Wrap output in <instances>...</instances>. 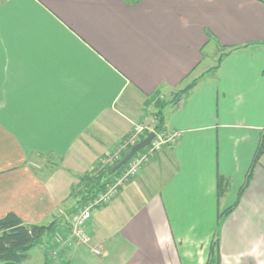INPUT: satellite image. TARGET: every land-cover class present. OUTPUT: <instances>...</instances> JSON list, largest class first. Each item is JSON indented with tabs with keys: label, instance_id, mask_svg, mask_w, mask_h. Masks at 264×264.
<instances>
[{
	"label": "crops",
	"instance_id": "1",
	"mask_svg": "<svg viewBox=\"0 0 264 264\" xmlns=\"http://www.w3.org/2000/svg\"><path fill=\"white\" fill-rule=\"evenodd\" d=\"M206 31L216 52L237 46L216 69L201 67ZM155 92L163 130L181 135L93 209L98 263L205 264L218 230L221 264H264V152L219 216L264 132L259 0H0V217L52 224L45 256L95 255L68 239L65 217L87 194L82 178L157 110Z\"/></svg>",
	"mask_w": 264,
	"mask_h": 264
},
{
	"label": "trees",
	"instance_id": "2",
	"mask_svg": "<svg viewBox=\"0 0 264 264\" xmlns=\"http://www.w3.org/2000/svg\"><path fill=\"white\" fill-rule=\"evenodd\" d=\"M264 3V0H259ZM208 39L214 38V35L209 31H206ZM237 46H231L226 50L223 46L220 49H223L219 52L217 57V64L213 66V69L217 68L219 61L223 58L224 55L231 52ZM198 78H192L188 80L179 90L174 93V98L172 102L177 101L181 96L186 95L188 91L197 83ZM158 92L152 94L150 98H155V103L157 104V110L155 115L157 117V130H163V101L156 98ZM131 146L121 152V155L117 160L111 163V165L104 170H101L96 177H84L82 178L85 183H87V194L85 195L84 200L89 196L93 195L98 190L103 189L110 182L107 181L109 177L115 175L120 168L116 171L111 172L112 166L117 163L129 150ZM264 152V132L261 134L258 145L255 149L251 164L246 173L245 180L240 186L237 194V199L230 206L225 208L219 216L229 214L234 207L237 205L240 195L242 194L245 187L248 185L251 178V170L253 165L258 161L260 155ZM221 182L218 183V194L222 192ZM52 229V224H25L22 219L13 212H8L5 215L0 217V264H22V262L28 257V250L32 247L39 245L42 242L44 235H46ZM205 264H221L220 263V253H219V232L218 230L214 233V236L210 242L208 255L205 261Z\"/></svg>",
	"mask_w": 264,
	"mask_h": 264
},
{
	"label": "built area",
	"instance_id": "3",
	"mask_svg": "<svg viewBox=\"0 0 264 264\" xmlns=\"http://www.w3.org/2000/svg\"><path fill=\"white\" fill-rule=\"evenodd\" d=\"M149 125H142L137 122L132 123V128L126 139L121 140L114 149V152L110 155L113 160H117L121 155V151L129 146H132L140 140V135L144 132H153L154 136L144 148L136 151L133 156L125 163V167L119 170L110 182L101 190L96 191L93 195L89 196L84 201V206L77 212H74L71 221V233L73 238L86 246H88L92 253L95 255H101L102 252L99 247L91 244V236L89 233V222L91 220L93 209L107 204L117 194L119 187H121L132 176L139 173L141 168L148 162L150 157L157 151H159L163 145L170 144L176 141L181 132L173 130L166 132L164 130L156 129V118H151ZM146 133V134H147ZM145 135V134H144ZM118 148V149H117ZM110 157V159H112ZM109 159V158H108ZM107 160L106 158L104 161ZM102 161V162H104ZM112 161V162H114ZM111 162V161H110ZM56 238L59 236L56 235Z\"/></svg>",
	"mask_w": 264,
	"mask_h": 264
},
{
	"label": "rangeland",
	"instance_id": "4",
	"mask_svg": "<svg viewBox=\"0 0 264 264\" xmlns=\"http://www.w3.org/2000/svg\"><path fill=\"white\" fill-rule=\"evenodd\" d=\"M214 39H216V38H213V41L208 43L206 45V47L204 48V60L201 63V67H209V66H214V65L217 64V57L219 55V52H216L217 42ZM190 79L191 78H189L188 80H190ZM155 112L153 113V115H150L149 118L143 119V120H140V121H135V122H137L139 124H142L144 126L145 125H149L151 123V121H150L151 118H156V122H157V117L155 115ZM156 126H157V123H156ZM146 133L147 132H144V134H146ZM144 134L140 135V139L145 136ZM111 158L112 159L109 158V159L105 160L104 162H102L100 164L111 163L112 161H114L113 157H111ZM125 165L126 164H124L123 167H125ZM123 167H121V169H123ZM134 176H132V177H134ZM84 201L85 200H83L81 203H78V205H76V207H75L76 210L72 211V212H69L66 215V217H65V225L68 228L67 236H68V239L71 240L72 242L73 241L75 242V239L73 238L74 236L71 233V227H72L71 218H72L74 212H77L79 209H81L84 206L83 205ZM53 233H55L59 237L61 236V238L63 239V237H62L63 233L62 232L55 231ZM48 236H52V240L55 242V239H54L55 235L52 234V230H50L46 235H44L43 239L47 238ZM44 248H45V245H44ZM42 249H43L42 243L39 244V245H36L35 247H32L31 249H29L28 250V257L22 262V264H45V260L47 261V264H66L67 263L68 258L65 257V256H62L60 253H58L57 255H53L52 256V255L47 254V253L49 251H53V250L52 249H48L47 253H46V256H45V255H43ZM98 256H100V255H96L95 256L93 254H90L89 251L84 250V251H82L81 255H79V259H77L76 261H74L71 264H99L98 263Z\"/></svg>",
	"mask_w": 264,
	"mask_h": 264
},
{
	"label": "water",
	"instance_id": "5",
	"mask_svg": "<svg viewBox=\"0 0 264 264\" xmlns=\"http://www.w3.org/2000/svg\"><path fill=\"white\" fill-rule=\"evenodd\" d=\"M154 136L153 132H149L146 136H144L143 138H141L138 142H136L135 144H133L129 150L127 151V153L117 162L115 163L112 168H111V172L116 171L118 168H120L124 163H126L132 156L133 154L144 148L147 144H149L150 140L152 139V137Z\"/></svg>",
	"mask_w": 264,
	"mask_h": 264
}]
</instances>
